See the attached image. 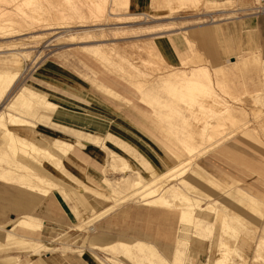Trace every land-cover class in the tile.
<instances>
[{
  "label": "rangeland",
  "instance_id": "obj_1",
  "mask_svg": "<svg viewBox=\"0 0 264 264\" xmlns=\"http://www.w3.org/2000/svg\"><path fill=\"white\" fill-rule=\"evenodd\" d=\"M14 1L0 0V33L11 32L0 38V72L18 73L10 93L0 97V111L33 127L7 120L23 136L27 156H14L2 133L0 153L22 166L19 173L33 174L38 163L39 175L48 170L62 180L41 190L17 177L8 183L30 197L40 195V202L60 191L54 193L72 221L55 242L82 241L86 248L101 234L141 244L127 253L118 244L104 249L124 259L103 264H176L178 248L183 262L177 264H264V57L244 53L211 63L198 44L200 27L261 16V0H142L139 7L131 0ZM198 68L204 77L189 80L202 73ZM26 89L40 96L17 100ZM65 113L80 117L79 123L64 122ZM36 130L75 142L71 154L58 164L52 145L37 142ZM130 175L127 184L107 183ZM135 176L142 184L158 181L157 195L172 207L148 205L132 193ZM169 188L199 205L193 213L199 230L194 222L181 224L188 202ZM0 196H6L2 190ZM22 218L42 224L30 216L7 218L0 225V264H34L48 251L36 246L34 232L14 227Z\"/></svg>",
  "mask_w": 264,
  "mask_h": 264
},
{
  "label": "crops",
  "instance_id": "obj_2",
  "mask_svg": "<svg viewBox=\"0 0 264 264\" xmlns=\"http://www.w3.org/2000/svg\"><path fill=\"white\" fill-rule=\"evenodd\" d=\"M141 3L142 0H131V5L136 7H139ZM198 34H200L198 44L202 48L205 59L211 63H220L244 53H261L264 57V14L261 16H241L228 23H220L214 26L206 25L200 27ZM60 118L64 122L71 123H79L80 120V117L71 116L67 113L61 115ZM210 163L220 166L229 174L231 173L230 167L227 168L221 165L215 159H210ZM233 179L239 182L236 177ZM0 183V190L6 195L5 197L0 196V225L7 223V218L16 216H30L42 222L34 230L29 231L34 232L32 239L36 242V246L38 248L44 247L48 251L34 257L32 260L34 264H103L102 259H124L122 255L111 257L109 253L103 251L119 241L100 236L101 234L94 237L86 248H82V241L78 245L73 242L67 245L55 242L56 233L69 229L72 221L57 194L54 193L57 191L60 194L58 189L53 190L46 196H41V198H44L40 202V197H38L40 195L30 197L21 189L11 187L6 183ZM235 187L241 189L259 203L258 197L238 186ZM9 194H11V197H9ZM63 201H65L64 198ZM101 229L100 233L105 230L103 227ZM65 248H68V250H65Z\"/></svg>",
  "mask_w": 264,
  "mask_h": 264
},
{
  "label": "bare ground",
  "instance_id": "obj_3",
  "mask_svg": "<svg viewBox=\"0 0 264 264\" xmlns=\"http://www.w3.org/2000/svg\"><path fill=\"white\" fill-rule=\"evenodd\" d=\"M14 1V0H13ZM15 2V1H14ZM30 3V2H29ZM18 5V4H17ZM2 15V14H1ZM1 15H0V17H1ZM4 17V16H3ZM6 17V16H5ZM5 19V18H4ZM1 24V23H0ZM0 28H2V27H0ZM9 28V27H8ZM11 29H14V28H11ZM16 29V28H15ZM2 31V30H1ZM19 31V30H18ZM6 32H8V31H2L1 33H0V38H6V37H8L9 35H11V32H9V34H7ZM13 33H14V31H13ZM12 33V34H13ZM19 35V34H18ZM199 69V71H202V70H204V68H198ZM200 69H202V70H200ZM204 71H202V73H200V72H195V73H190L191 74V76H190V78H189V80H192V81H199L200 80V78H202V76L204 77V73H203ZM17 75H18V73H12V74H10V73H8V72H0V88L2 87L3 88V92H2V94L0 95V97L2 98V97H4V96H6V93L9 91V93H10V89L14 86V83H15V81H16V79H17ZM210 75V74H209ZM176 76V75H175ZM208 76V75H207ZM185 77V76H184ZM183 77V78H184ZM187 77V76H186ZM176 78H178V77H176ZM206 78V77H205ZM208 79V78H207ZM206 79V80H207ZM211 79V78H210ZM210 79L209 80H207V81H210ZM202 82V81H201ZM190 83H192V82H190ZM203 83V82H202ZM197 84V83H196ZM198 85V84H197ZM202 86V85H201ZM203 87V86H202ZM205 88V87H204ZM200 89H202L201 87H200ZM206 89V88H205ZM203 90V89H202ZM213 92V91H212ZM39 97L40 95H38V93H36V92H33L32 90H30V89H26V92H20L19 94L17 93L16 94V99L17 100H22V99H28V101H30V97ZM43 98V97H42ZM41 98V99H42ZM43 99H45V98H43ZM1 100V99H0ZM31 100H33V99H31ZM158 101V100H157ZM31 102V101H30ZM1 103V102H0ZM4 103V102H3ZM46 104H48V105H53L51 102H48V101H46L45 102ZM2 105H4V104H2ZM7 120L8 121H10V123L12 124V123H14V124H16V125H19L18 127H24V126H26V125H28V126H31V127H33L32 126V123L31 122H29L28 120H26V119H24V118H18L17 116H14V115H12L10 112H8L7 113V111L6 112H4L3 110L2 111H0V133H2L3 135H4V138H5V141H6V144H7V146H8V148H9V150L11 151V153L14 155V156H21L22 158H26V152H24L23 150L24 149H26V143L24 142V141H22L21 140V137H23V136H20V135H18L16 132H15V130L14 129H10V128H8L7 127ZM9 123V124H10ZM47 127V126H46ZM32 130V129H31ZM35 134H36V136L38 137V139L37 140H39V141H37V142H48V144L50 143L51 145H52V147L54 148V150L51 152V150H49L48 148H46V146L44 147L46 150L48 149L49 151H50V155H52V156H56L57 158H56V160H58V164H60L61 162H63V158H64V156H66V155H68L71 151H72V148L74 147V145H75V142H69V141H67V140H65L66 139V137L63 139V138H61L60 136L59 137H52L51 135H47V134H44V133H41L40 131H38V130H36L35 131ZM58 136V135H57ZM3 138V139H4ZM26 138V137H25ZM29 138V137H28ZM29 139H31V138H29ZM36 141V140H34V139H31V141ZM30 141V142H31ZM93 141V140H92ZM29 142V141H28ZM30 142H29V144H30ZM4 143V142H3ZM28 144V145H29ZM35 144H37V143H35ZM34 143H33V145H35ZM47 144V143H46ZM31 147H34V146H32V144L30 145ZM30 146H29V148H30ZM37 146H38V144L36 145V148H37ZM44 146V145H43ZM40 147V146H39ZM41 147H42V145H41ZM191 147V146H190ZM7 148V149H8ZM43 148V147H42ZM41 148V149H42ZM184 148V147H183ZM33 149V148H32ZM32 149H29V150H32ZM52 149V148H51ZM9 150H8V152H9ZM39 150V149H38ZM42 152H45V150L44 151H42ZM47 152V151H46ZM40 153V152H39ZM91 153V152H90ZM8 153H0V181H2V182H7V184L8 183H12V182H14V178L15 177H17V179L19 180V181H22V182H27V185H28V187H30V189H36V190H41V189H43L45 186H46V184H49L50 182L51 183H53L54 181H57L58 179L56 178V180L53 178V175H52V173L51 172H49L48 170H46L47 171V174L45 175V176H41V175H39L40 173H37L40 169H41V165L39 166L38 165V163L36 164V166L37 167H39V168H37V167H35L34 169H35V171H32L31 173H33V174H30V173H25L24 174V172L23 173H19L18 171H20L19 169H16V168H18L19 166H18V164H16L15 162V164H13V163H11L9 160H11V159H9V160H6L7 159V155ZM36 154H37V152H36ZM33 156V155H32ZM41 156V155H40ZM16 157H13V158H16ZM48 157V156H47ZM134 157V156H133ZM5 158V159H4ZM27 158H29V155H28V157ZM32 158H35V157H32ZM40 158V157H39ZM39 158L37 159V160H39ZM49 158V157H48ZM52 158V157H51ZM50 158V159H51ZM104 158V157H103ZM106 159V158H105ZM109 160V159H108ZM192 160V159H191ZM12 161V160H11ZM48 161V160H47ZM105 161H107V159L105 160ZM28 162V161H27ZM34 162V161H33ZM32 162V163H33ZM46 162V161H45ZM188 162V161H187ZM24 163V162H23ZM30 163V162H29ZM31 163V164H32ZM34 163H36V162H34ZM46 163H48V162H46ZM109 163V162H108ZM110 164V163H109ZM34 165V164H33ZM49 165V164H48ZM112 165V164H111ZM28 166V165H27ZM44 166V165H43ZM50 166V165H49ZM53 166V165H52ZM130 166V165H129ZM186 166V165H185ZM20 167H22V166H20ZM19 167V168H20ZM124 167V166H123ZM175 167V166H174ZM125 169V168H124ZM18 170V171H17ZM75 170V169H74ZM172 170V169H171ZM26 171V170H25ZM28 171H30V170H28ZM42 171V170H41ZM105 171V170H104ZM183 171V170H182ZM159 172L158 171H154L152 174L153 175H157ZM42 174V173H41ZM44 174V173H43ZM132 174V173H131ZM138 174V173H137ZM105 175V174H104ZM82 176V175H81ZM135 177H137V176H135ZM160 177V176H159ZM165 177V176H164ZM131 178V175H130V177H126V176H124V177H122V178H120V179H118V181H111V180H107V183L108 182H110L111 183V185L112 184H114V185H116V184H118V185H120L119 183L120 182H126V181H129L128 179H130ZM161 178V177H160ZM132 179V178H131ZM130 179V180H131ZM142 179V178H141ZM141 179H139L138 177H137V179H135L134 181H133V183H131V184H133L132 186H134V188H136L135 189V191L134 192H132V193H134L135 195H139V196H141L144 200H146V204H148V205H155V206H158L159 208H162V209H169L170 207H172V203L168 200V199H166V198H164V197H162V196H160V195H157L158 194V189L156 188V186H157V183H158V181L156 182L155 180H152L151 182H149L148 184H142L143 182H142V180ZM133 180V179H132ZM58 181H61L62 182V180H58ZM132 182V181H131ZM29 183V184H28ZM50 183V184H51ZM64 183V182H63ZM61 183H59V184H57V186H59ZM126 184H127V182H126ZM64 185V184H63ZM111 185H110V187H111ZM50 186V185H49ZM131 186V185H130ZM128 187V186H127ZM160 187V186H159ZM168 187V186H167ZM170 187V186H169ZM112 188H115V187H112ZM132 188V187H131ZM176 188V187H175ZM70 189V188H69ZM117 189H119V188H117ZM170 190H169V193H171V194H173L175 197V199H179L180 201H181V199H183V197H184V202L186 201V202H188V203H186V204H184L183 206H187L188 208H187V210H183L181 213H180V216H179V221L181 222V224H182V222H187L188 223V221L190 222H194L195 224H190L191 226L193 225V227H195L196 229H198L199 230V228H200V221L198 220V219H196L195 217H193V213H194V211L196 210V207H198L199 205L198 204H190L189 202H190V200L188 199V198H186V196H184L183 194H181V192H178L176 189H171V188H169ZM112 190H114V189H112ZM165 191L167 190V189H164ZM113 192V191H112ZM164 192V191H163ZM234 192V191H233ZM236 192V191H235ZM130 195V194H129ZM162 195V194H161ZM240 195H242V194H240ZM171 197V196H170ZM249 200H250V198H249ZM251 200H252V198H251ZM253 201V200H252ZM176 203H177V201H176ZM254 203H255V201H254ZM174 204H175V202H174ZM176 205V204H175ZM182 205V204H181ZM184 208V207H183ZM182 208V209H183ZM208 208V207H207ZM199 209V208H198ZM211 212V211H210ZM225 219V218H224ZM17 221V220H16ZM187 223H186V225H187ZM37 224H39L40 225V223L39 222H37V221H34V220H31V219H28V218H22V219H19L18 221H17V224H16V226L14 225V227H21V228H23V229H28V230H34L35 228H36V226H37ZM184 225V224H183ZM189 223H188V226L186 227V228H190L189 226ZM195 225V226H194ZM207 227V226H206ZM205 227V228H206ZM226 227H228V226H226ZM202 229V228H201ZM208 229H209V227H208ZM94 230V229H93ZM187 230V229H186ZM191 231V230H190ZM190 231H189V233H190ZM206 231V230H205ZM208 231V230H207ZM185 232V231H184ZM188 231H186V233L184 234V235H186V234H188L187 233ZM210 233V232H209ZM188 237V236H187ZM116 243V242H115ZM117 244L118 245H121L122 247H120V248H118V250L120 249V251H121V249L124 247V249H122L124 252H126L127 253V251L129 250L130 251V249L132 250V248L134 247V245H136L137 244V246H138V248H139V246L141 245L140 243H136V244H134V245H128V244H126V243H124V242H117ZM143 246V245H142ZM177 246V245H176ZM114 248H115V246H114ZM138 248H136V249H138ZM185 248V247H184ZM106 249V248H105ZM108 249V248H107ZM110 249H111V247H110ZM136 249H134V250H136ZM179 249V248H178ZM176 250L175 251V259L173 260V261H175V262H177V263H182L183 261L180 259L181 257H180V250ZM122 251V252H123ZM128 251V252H129ZM138 251V250H137ZM141 251L142 250H140L139 251V253H141ZM132 252V251H131ZM126 253H124V254H126ZM123 254V255H124ZM128 254H130V253H128ZM133 254H134V252H133ZM138 254V253H137ZM146 255V254H145ZM139 256H141V255H139ZM128 257H129V255H128ZM225 257V256H224ZM149 258V257H148ZM157 261V260H156ZM163 261V260H162ZM221 261H223V260H221ZM157 263V262H156ZM164 263H167V262H164ZM176 263V264H177ZM158 264H163V262L161 263H158ZM217 264V263H216Z\"/></svg>",
  "mask_w": 264,
  "mask_h": 264
},
{
  "label": "built area",
  "instance_id": "obj_4",
  "mask_svg": "<svg viewBox=\"0 0 264 264\" xmlns=\"http://www.w3.org/2000/svg\"><path fill=\"white\" fill-rule=\"evenodd\" d=\"M257 12L258 14H264V0H261L260 4L258 5Z\"/></svg>",
  "mask_w": 264,
  "mask_h": 264
}]
</instances>
